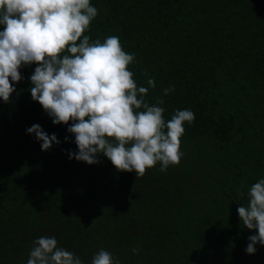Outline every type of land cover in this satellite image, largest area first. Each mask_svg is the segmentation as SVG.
Returning a JSON list of instances; mask_svg holds the SVG:
<instances>
[{
  "label": "trees",
  "instance_id": "16d2710c",
  "mask_svg": "<svg viewBox=\"0 0 264 264\" xmlns=\"http://www.w3.org/2000/svg\"><path fill=\"white\" fill-rule=\"evenodd\" d=\"M90 3L98 15L84 34L117 36L135 54L128 68L138 87L155 80L146 100L163 98L165 120L194 112L183 156L142 177L102 154L92 165L69 159L74 136L31 99L36 65L22 68L10 102L0 100V264H27L39 236H55L83 264L101 248L120 264H264V245L246 253L254 230L237 212L264 178V0ZM33 124L61 143L42 151L26 133Z\"/></svg>",
  "mask_w": 264,
  "mask_h": 264
},
{
  "label": "clouds",
  "instance_id": "9594fccd",
  "mask_svg": "<svg viewBox=\"0 0 264 264\" xmlns=\"http://www.w3.org/2000/svg\"><path fill=\"white\" fill-rule=\"evenodd\" d=\"M97 15L90 0H0V100L10 102L15 85L25 78L20 70L35 64L29 77L31 99L39 102L53 124L67 125V132L74 136L78 151L66 150L69 159L92 165L100 163L102 154L118 171H135L140 177L157 162L160 171H166L180 163L184 123L191 124L195 114L178 109L165 120L163 98L151 104L146 100L149 88L156 87L155 80L150 77L148 87H138L128 68L135 54L125 52L117 36L101 42L84 34ZM171 91L174 86L163 89L165 95ZM26 133L34 134L42 151L61 143L40 124H33ZM237 212L243 226L254 230L245 251L255 254L256 246L264 245V178L248 188L247 203ZM27 264L83 261L58 246L55 236H39ZM91 264L120 261L101 248Z\"/></svg>",
  "mask_w": 264,
  "mask_h": 264
}]
</instances>
